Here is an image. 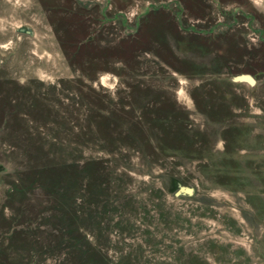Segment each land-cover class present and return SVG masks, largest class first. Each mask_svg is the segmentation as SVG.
<instances>
[{
    "label": "rangeland",
    "instance_id": "1",
    "mask_svg": "<svg viewBox=\"0 0 264 264\" xmlns=\"http://www.w3.org/2000/svg\"><path fill=\"white\" fill-rule=\"evenodd\" d=\"M0 264H264V0H0Z\"/></svg>",
    "mask_w": 264,
    "mask_h": 264
},
{
    "label": "water",
    "instance_id": "2",
    "mask_svg": "<svg viewBox=\"0 0 264 264\" xmlns=\"http://www.w3.org/2000/svg\"><path fill=\"white\" fill-rule=\"evenodd\" d=\"M18 32H22V33H26L28 35L32 34V29L29 26H19L17 28ZM233 81H245L249 84H254L255 80L254 78L248 74V73H241V74H237L235 76L232 77ZM194 191V188L191 186H187V185H179L177 190L175 191V195H181V194H187V195H191Z\"/></svg>",
    "mask_w": 264,
    "mask_h": 264
},
{
    "label": "crops",
    "instance_id": "3",
    "mask_svg": "<svg viewBox=\"0 0 264 264\" xmlns=\"http://www.w3.org/2000/svg\"><path fill=\"white\" fill-rule=\"evenodd\" d=\"M251 85V84H250ZM252 85H254V84H252Z\"/></svg>",
    "mask_w": 264,
    "mask_h": 264
}]
</instances>
